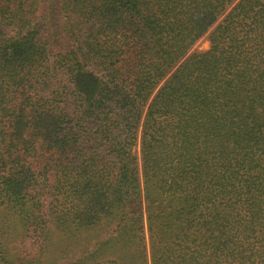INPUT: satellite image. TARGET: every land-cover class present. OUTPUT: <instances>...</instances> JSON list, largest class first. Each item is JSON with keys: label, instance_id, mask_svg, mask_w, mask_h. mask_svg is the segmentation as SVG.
I'll return each instance as SVG.
<instances>
[{"label": "trees", "instance_id": "16d2710c", "mask_svg": "<svg viewBox=\"0 0 264 264\" xmlns=\"http://www.w3.org/2000/svg\"><path fill=\"white\" fill-rule=\"evenodd\" d=\"M0 264H264V0H0Z\"/></svg>", "mask_w": 264, "mask_h": 264}, {"label": "rangeland", "instance_id": "374dc122", "mask_svg": "<svg viewBox=\"0 0 264 264\" xmlns=\"http://www.w3.org/2000/svg\"><path fill=\"white\" fill-rule=\"evenodd\" d=\"M206 35H203L194 45L193 47L191 48L190 52L192 51H198V52H201V51H205L208 49V42L206 40ZM136 150H137V153H138V147H136ZM138 156V155H137ZM139 161V160H138ZM140 163V162H139Z\"/></svg>", "mask_w": 264, "mask_h": 264}]
</instances>
